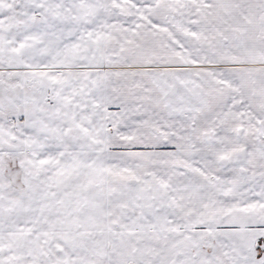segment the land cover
Here are the masks:
<instances>
[{
	"label": "snow or ice",
	"instance_id": "6c2138e0",
	"mask_svg": "<svg viewBox=\"0 0 264 264\" xmlns=\"http://www.w3.org/2000/svg\"><path fill=\"white\" fill-rule=\"evenodd\" d=\"M0 264H264V0H0Z\"/></svg>",
	"mask_w": 264,
	"mask_h": 264
}]
</instances>
